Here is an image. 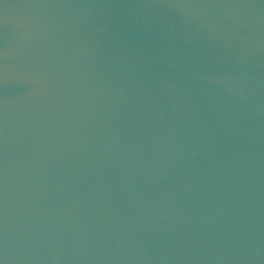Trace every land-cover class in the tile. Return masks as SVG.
Wrapping results in <instances>:
<instances>
[{"label":"water","instance_id":"obj_1","mask_svg":"<svg viewBox=\"0 0 264 264\" xmlns=\"http://www.w3.org/2000/svg\"><path fill=\"white\" fill-rule=\"evenodd\" d=\"M0 264H264V0H0Z\"/></svg>","mask_w":264,"mask_h":264}]
</instances>
